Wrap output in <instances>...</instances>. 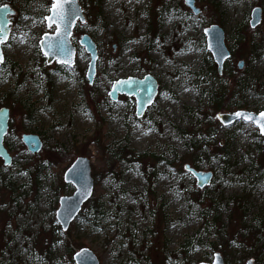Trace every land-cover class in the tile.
<instances>
[{"label": "rangeland", "instance_id": "1", "mask_svg": "<svg viewBox=\"0 0 264 264\" xmlns=\"http://www.w3.org/2000/svg\"><path fill=\"white\" fill-rule=\"evenodd\" d=\"M194 1L199 14L185 0H78L85 21L67 66L47 64L39 46L55 29L52 0H0L14 11L0 62L11 157L0 158V264H75L82 247L100 264H199L216 252L225 264H264V135L217 117L264 109V0ZM214 23L231 52L222 77L203 32ZM83 34L99 54L92 84ZM148 74L158 93L141 117L134 97L110 98L114 80ZM26 134L40 137L39 151ZM80 156L93 192L62 231L59 198L74 191L64 173ZM185 165L211 171L210 184L198 188Z\"/></svg>", "mask_w": 264, "mask_h": 264}, {"label": "water", "instance_id": "2", "mask_svg": "<svg viewBox=\"0 0 264 264\" xmlns=\"http://www.w3.org/2000/svg\"><path fill=\"white\" fill-rule=\"evenodd\" d=\"M53 3V0H52ZM185 5L192 10L194 14H199L200 9L195 6L194 0H185ZM6 10H3L5 9ZM51 8V7H50ZM66 17L64 22L61 23L60 34L56 33L55 29L52 33H45L42 35L39 42L40 50L44 54V51L49 50L48 46L52 45L51 55L45 56L46 63L50 64L56 62L58 64H64L60 61H68L67 66H72L75 63L76 47L73 45L71 37L75 24L80 21H85L83 10L78 0H69L64 6ZM14 11L10 9L8 5L0 6V28H2L3 36L8 39L10 33V19L9 14H13ZM52 15L51 11L46 17ZM77 16L79 19H77ZM262 10L256 6L251 11V19L249 25L251 28H255L261 21ZM46 26L48 27V21ZM206 37V47L213 57V61L217 65V70L220 73L224 63L230 59L231 52L225 44L224 30L218 24H211L204 29ZM47 34V35H46ZM6 39V40H7ZM5 40V42H6ZM4 42V43H5ZM43 42V43H42ZM2 44L0 43V56L3 57ZM78 44L84 47V50L89 55V61L85 72V77L89 84H92L97 71L98 50L96 42L88 35L83 34L80 36ZM244 64L243 60L237 63L238 68H242ZM158 93V82L151 75H145L143 78L127 77L119 78L113 81L109 96L112 100H116L119 95H126L135 98V113L137 117H141L147 107L153 102ZM237 112L247 114L253 119L245 120L243 117H237ZM264 112V109L258 113L246 110H236L233 113L218 114V119L223 124H229L238 119L252 122L259 132L264 135L258 124H264V119L260 117V113ZM9 127V109L6 107L0 108V158L3 159L5 165H8L11 161V157L4 146V138L7 134ZM22 141L31 152H37L42 146L40 137L36 134H26L22 136ZM185 169L188 170L196 180V186L203 188L210 184L212 179L211 171L196 170L189 165H185ZM64 182L71 184L74 187V191L70 195L61 196L59 198V206L55 212L56 220L59 221V225L62 231L67 230L71 222L77 217L83 204L91 197L93 192V178L91 176L90 159L84 156L77 157L71 166L64 173ZM73 261L75 264H100L97 255L88 247H82L73 253ZM254 264L253 260L249 259L245 264ZM199 264H225L222 255L219 252L214 253L212 262H200Z\"/></svg>", "mask_w": 264, "mask_h": 264}, {"label": "snow or ice", "instance_id": "3", "mask_svg": "<svg viewBox=\"0 0 264 264\" xmlns=\"http://www.w3.org/2000/svg\"><path fill=\"white\" fill-rule=\"evenodd\" d=\"M68 2H69V0H53V3H52L51 8H50L52 15L50 17H45V19L48 21V27H52L53 24L56 25V33L57 34H60L61 23L64 22V20H65L66 13L64 11V6ZM3 10H6V8ZM77 19H79L78 16H77ZM3 31L4 30L2 28H0V43H4L5 40L7 39L6 36H3ZM48 48H49V50L44 51L45 56L52 54V52H51L52 45H49ZM2 61H3V57L0 56V62H2ZM60 62L64 63V64L68 63V61H60ZM85 114L88 115L87 113H85ZM235 115L237 117H243L245 120L253 119L251 116L244 114V113H240V112H237ZM260 117L262 119H264V112L260 113ZM258 126L261 128V131L264 132V124H258ZM145 134H147V133H145ZM57 222L59 223V221H57ZM249 264H251V261H249Z\"/></svg>", "mask_w": 264, "mask_h": 264}, {"label": "trees", "instance_id": "4", "mask_svg": "<svg viewBox=\"0 0 264 264\" xmlns=\"http://www.w3.org/2000/svg\"><path fill=\"white\" fill-rule=\"evenodd\" d=\"M239 35H238V37L236 38L237 39V42H241L242 40H243V35L242 34H240V33H238ZM224 68V67H223ZM222 68V71H221V74H220V76L222 77V76H227V70H226V68H224L223 69ZM217 74H219L218 73V71H217ZM218 100L220 99V98H217ZM217 107H219V105L217 106ZM70 254H71V251H70Z\"/></svg>", "mask_w": 264, "mask_h": 264}]
</instances>
